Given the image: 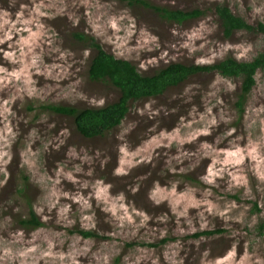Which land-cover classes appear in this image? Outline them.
Wrapping results in <instances>:
<instances>
[{
    "label": "rangeland",
    "instance_id": "1",
    "mask_svg": "<svg viewBox=\"0 0 264 264\" xmlns=\"http://www.w3.org/2000/svg\"><path fill=\"white\" fill-rule=\"evenodd\" d=\"M147 1L203 14L179 24L150 7L116 0H0V39L12 34L0 44V69L9 74L0 71V264H264V70L256 72L241 116L235 105L239 80L217 72L193 75L160 97L132 103L119 126L93 138L81 136L70 117L44 109L96 108L101 106L91 101L117 98L108 83L88 78L92 51L73 40L74 31L93 36L144 74L172 62L213 64L227 56L250 61L264 50L263 36L254 32L224 38L213 9L225 4L255 24L264 20V0ZM113 16L126 17L119 32H93L90 19L105 25ZM25 21H33L27 25L32 32L39 24L46 33L23 48L34 47L41 57L39 71L28 66L30 55L19 60L18 42L31 35ZM130 21L132 36L117 40ZM10 51L17 52L16 62L5 57ZM240 157L239 164L228 162ZM209 169L219 173L214 184L202 180ZM28 202L43 222L34 230L19 224L28 216ZM216 228L224 232L192 237ZM77 229L98 238H84Z\"/></svg>",
    "mask_w": 264,
    "mask_h": 264
},
{
    "label": "trees",
    "instance_id": "2",
    "mask_svg": "<svg viewBox=\"0 0 264 264\" xmlns=\"http://www.w3.org/2000/svg\"><path fill=\"white\" fill-rule=\"evenodd\" d=\"M116 1L124 2L129 6L142 5L146 8L150 7L161 19L179 24L203 14L198 9L185 11L170 7L152 6L147 0ZM213 9L224 38H230L234 32L240 30L254 32L264 38V20L249 24L243 17L233 13L229 6L222 3L214 4ZM72 38L75 42L82 43L85 49L92 51L87 69L88 78L91 81L108 83L118 93L115 101L96 108H79L61 104H50L44 107L45 110L55 114L70 117L75 130L86 138L102 136L119 126L129 112L132 103L160 97L169 88L177 87L193 75L201 73L217 72L223 77L239 80L240 90L235 105L239 111V116H241L244 110L245 98L255 84V74L258 70H264L263 50L250 61H239L233 56H227L213 64L172 62L152 74H144L131 61L117 58L103 50L100 43L93 36L82 31H74ZM24 179L26 182L27 178ZM22 191V189L19 190L20 194ZM28 207V216L19 220L20 226L27 230H34L43 226V222L29 202ZM258 210L257 204L254 203L252 211L258 212ZM259 229L262 231L264 225L260 224ZM223 232V229L216 228L193 233L192 237L214 236ZM76 233L84 238H98L92 230L77 229Z\"/></svg>",
    "mask_w": 264,
    "mask_h": 264
},
{
    "label": "clouds",
    "instance_id": "3",
    "mask_svg": "<svg viewBox=\"0 0 264 264\" xmlns=\"http://www.w3.org/2000/svg\"><path fill=\"white\" fill-rule=\"evenodd\" d=\"M40 7H41V6H37V8H36V12L40 13L41 15H43L44 13L40 12ZM61 11H63V10L61 9ZM256 11L259 12L260 9H256ZM5 15H7V13H5ZM125 18H126L125 16H119V17L113 16V17H109V18L107 19V21L105 22V25H101L100 23H98V22H96V21L90 19V20H89V24L91 25L92 30H93V32H94L96 35H98V36H102V35H105V34H106V30H107V28H112V29H115L117 32H119V31H120V27H119L118 25H120L121 22H122ZM7 23H8V21L5 20V24H7ZM24 23H25V25H26V27H25L24 30L30 32L31 35L29 36V38H27V39H22L21 41L18 42V43L21 45L19 60H20V61H23L24 56H26V55H30V56H31V63H30V65H28V66H30V67H36V68H37V71H39L38 62H42V61H41V57H40L39 55L34 54V47H31V46L28 47L27 52H24L23 48H24V46H28V45L30 44V41L33 42V44H34L35 38H36L37 36L44 35V34H46V33H43V26H42V25L37 24L38 31H37V32H32V31H31V28H30V27H27V25L33 23V21H25ZM130 25H131L130 27H128V28L125 29V31H126V35H125L124 37H119V36H117V37H116L117 40H123L125 43L127 42L128 38L132 36V34H133V30H134V28H135V24H134V22L130 21ZM14 27H15V26H13V28H14ZM141 35L143 36L144 33L142 32ZM11 39H12V34H11V33H5L4 37H3L2 39H0V44H3V43H5L7 40H11ZM153 39H155V38H153ZM9 47H10V48H14L15 46H14V45H9ZM122 47H123V44H117V48H118V49H119V48H122ZM56 50L59 51V49H56ZM85 55H88V53L86 52ZM117 55H123V52H117ZM165 55H166V54H165ZM5 57H6L7 59H9V60H12L13 62H16L17 59H18V58H17V52H16V51H10V52L5 53ZM60 59H64V54H63V53H61ZM199 62H200V63H204L205 61H199ZM148 63H150V64H156V60H151V61H149ZM140 67L146 69V65L143 64V63L140 65ZM0 71L5 72V74H6V78H7V76L9 75V74L7 73V70H6V69H0ZM10 75H11V76H14V77H16V78H19V75H20V74L17 73V72H13V73H11ZM34 92H35L34 89H30V90L28 91V94H29V95H33ZM7 103H9V102L6 101L5 104H7ZM91 103L98 104V106H102V105L104 104V101H103V100H99V101H95V100H93V101H91ZM7 111H8V109L5 108V112H7ZM210 111H211V110L209 109V112H210ZM215 123H216L215 119H212L211 121H209V124H215ZM8 131L10 132L11 130L8 129ZM207 131H208V129L205 128V129H204V134H207ZM233 131H234V130H233ZM199 134H200V133L197 132L195 135H199ZM228 134L231 135V132L228 133ZM195 135L192 137L193 139L195 138ZM5 143H7V141H6ZM2 155H3V156H9V154H8L7 151L3 152ZM137 155H139V154H137ZM238 155H239L238 152H229V153H228V156H229V157H236V156H238ZM10 159H11V157L9 156V160H10ZM242 159H243V157H240L239 159H236V160H234V161L230 160V161H228V162H229V163L239 164V163L242 162ZM4 162H5V163H8L7 160L4 161ZM123 173H124V169H123V168L117 170V174H123ZM218 174H219V173L213 171L212 169H209V174L206 175V176H203V177H202V180H203L205 183H208V184H214V182H215V181H214V177H215L216 175H218ZM233 175H234V174H233ZM68 178H69V179H72V177H71L70 174H69ZM58 182H59V181H57V183H58ZM85 186H87V185H85ZM99 186H100V185L97 184V187H99ZM107 191H108V188H107V187L101 188V192H102V193H107ZM133 191H135V189H133ZM159 191H160L159 188H157V189H156V193H158ZM156 193H153V194H152V198H153V199H155ZM53 194H55V193H53ZM77 199L82 200L83 198H82V197H78ZM120 200H123V196L120 197ZM158 202H159V201H157V203H158ZM85 206H87L86 202H85ZM104 210H105V211H113V212H114V208H105ZM37 211H38V212H42L43 209H42V208H38ZM65 211H67V209H65ZM201 216H203L202 213H201ZM85 219H90V218H89V217H86ZM206 226H207V225H202V227H206Z\"/></svg>",
    "mask_w": 264,
    "mask_h": 264
}]
</instances>
